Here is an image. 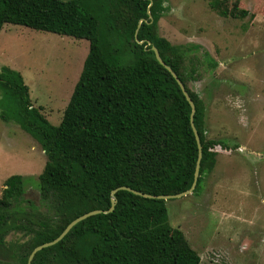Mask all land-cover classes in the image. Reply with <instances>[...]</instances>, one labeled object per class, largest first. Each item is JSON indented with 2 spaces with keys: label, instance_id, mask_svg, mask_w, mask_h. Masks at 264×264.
Returning <instances> with one entry per match:
<instances>
[{
  "label": "trees",
  "instance_id": "1",
  "mask_svg": "<svg viewBox=\"0 0 264 264\" xmlns=\"http://www.w3.org/2000/svg\"><path fill=\"white\" fill-rule=\"evenodd\" d=\"M210 5L224 17L247 14L218 0ZM163 9L162 0H0V31L15 24L88 42L57 125L32 105L21 73L0 66V119L14 121L44 152L38 184L48 213L40 215L24 198L23 176L6 178L0 194V255L10 253L7 236L24 231L25 240L11 245L19 264H27L31 251L56 238L71 220L109 209L110 192L119 186L152 195L190 188L198 155L191 108L151 46L195 105L202 156L192 193L215 166L213 148H228L206 136L203 101L187 86L193 70L184 71L185 51L157 33ZM115 198L112 211L79 221L58 242L38 250L30 264H205L168 222L166 200L122 189Z\"/></svg>",
  "mask_w": 264,
  "mask_h": 264
},
{
  "label": "rangeland",
  "instance_id": "2",
  "mask_svg": "<svg viewBox=\"0 0 264 264\" xmlns=\"http://www.w3.org/2000/svg\"><path fill=\"white\" fill-rule=\"evenodd\" d=\"M213 0H162L157 33L184 52L188 88L205 107L214 168L196 193L168 199V222L178 227L205 264H264V0H218L244 16H222ZM88 42L71 36L5 24L0 66L21 73L31 103L57 125L80 74ZM215 63V64H214ZM46 156L14 121L0 119V194L11 175L24 178V198L47 215L38 175ZM24 231L7 236L3 264H19L12 247ZM13 254V257H12Z\"/></svg>",
  "mask_w": 264,
  "mask_h": 264
},
{
  "label": "water",
  "instance_id": "3",
  "mask_svg": "<svg viewBox=\"0 0 264 264\" xmlns=\"http://www.w3.org/2000/svg\"><path fill=\"white\" fill-rule=\"evenodd\" d=\"M149 10V6L147 7V12ZM142 20H139L138 22V26L140 25V22ZM135 39H136V31H135ZM138 41V40H137ZM139 43H142V41H138ZM151 50L153 51L154 53V56L156 58V60L171 74V76L175 79L176 83L178 84L182 94L184 95L185 99L187 100V102L189 103L190 105V108H191V112H190V124H191V128H192V131H193V134H194V137H195V140H196V144H197V149H198V155H197V160H196V165H195V170H194V176H193V182L190 186L189 189L185 190V191H182V192H179V193H175V194H164V195H152V194H147V193H142V192H139L137 190H134L130 187H126V186H119L117 188H114L111 190L110 194H111V198H110V202H111V205H110V208L107 209V210H100V209H94V210H90L88 212H85L79 216H77L76 218H74L73 220H71L67 225L66 227L62 230V232L56 237L54 238L53 240L51 241H48V242H44L40 245H37L30 253L29 257H28V260H27V264H30L31 262V259L32 257L34 256V254L42 249V248H45V247H48V246H51L53 244H55L56 242H58L60 239H62L64 237V235L76 224L78 223L79 221L85 219L86 217L88 216H91V215H95V214H99V213H107V212H110L113 210L114 208V205L116 203V198H115V192L118 191V190H127L133 194H136V195H139V196H142V197H145V198H151V199H162V200H168V199H174V198H180V197H183V196H186L188 194H191L196 186V183H197V179H198V176H199V166H200V160H201V156H202V151H201V143H200V139H199V135H198V132L193 124V115H194V112H195V105L192 101V99L190 98L189 94L187 93L186 91V88L184 86V84L182 83V81L178 78V76L176 75V73L171 69V67L169 65H167L163 60L162 58L160 57L159 55V52L157 50V48L155 46H151Z\"/></svg>",
  "mask_w": 264,
  "mask_h": 264
}]
</instances>
